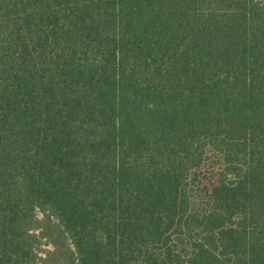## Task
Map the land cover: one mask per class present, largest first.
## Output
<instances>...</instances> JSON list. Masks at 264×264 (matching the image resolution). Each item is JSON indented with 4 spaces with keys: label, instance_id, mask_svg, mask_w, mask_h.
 <instances>
[{
    "label": "trees",
    "instance_id": "trees-1",
    "mask_svg": "<svg viewBox=\"0 0 264 264\" xmlns=\"http://www.w3.org/2000/svg\"><path fill=\"white\" fill-rule=\"evenodd\" d=\"M0 264H264V0H0Z\"/></svg>",
    "mask_w": 264,
    "mask_h": 264
}]
</instances>
